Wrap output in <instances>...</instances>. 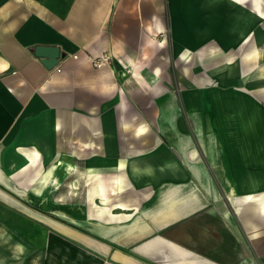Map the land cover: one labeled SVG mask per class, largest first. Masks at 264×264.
Returning a JSON list of instances; mask_svg holds the SVG:
<instances>
[{"label":"crops","instance_id":"1","mask_svg":"<svg viewBox=\"0 0 264 264\" xmlns=\"http://www.w3.org/2000/svg\"><path fill=\"white\" fill-rule=\"evenodd\" d=\"M263 18L264 0H0V264H264ZM165 27L192 89L152 91L158 46L136 62Z\"/></svg>","mask_w":264,"mask_h":264},{"label":"rangeland","instance_id":"2","mask_svg":"<svg viewBox=\"0 0 264 264\" xmlns=\"http://www.w3.org/2000/svg\"><path fill=\"white\" fill-rule=\"evenodd\" d=\"M254 1V6H256V2L257 0H253ZM261 3V2H260ZM167 5V2L164 1L163 2V9H165V6ZM174 3H172V7H173ZM261 9H263V4L261 3ZM173 11V10H172ZM264 22V18L262 20ZM210 22H214V21H210ZM170 32L166 27L162 30H157L156 32L155 31H152L151 33H149L147 35V41L152 43L151 47H152V50L151 51H146V52H143V54H141L140 58L137 57V61L138 62V65H142L141 67V71L144 73L145 71H148L149 68H152L153 67V64L150 63V55H154L155 52L156 54L162 56V62H168L169 63V77H166L165 75V70L161 69V72L159 74V77H160V81H159V84L157 86V89H152V91H167V90H186V89H192V86L189 85V84H185L182 80H181V77H180V74L179 72L177 71L176 69V65H175V62L173 61V64L170 63V52H169V48L171 46V39H170ZM157 47V50L155 51L154 47ZM258 49V52L260 53V55L257 56L258 58V62L255 64V66H253V72H250L248 74V76H255L259 70H261L262 68H264V42L260 43V45L257 47ZM155 51V52H154ZM167 56V58H165ZM166 62V63H167ZM145 65V66H144ZM161 67V66H160ZM211 69L213 68V65H211L210 67ZM131 73V72H130ZM162 76V78H161ZM126 84V92L128 95H130L131 97H134V98H138L137 100H139L142 96L146 95L145 92L147 90V88H144L139 82H137V80L132 77L130 75V79L126 80L125 82ZM214 87H218V84L216 83H210V84H207L206 85V88L207 89H214ZM262 87V90L264 92V86H260ZM140 97V98H139ZM264 103V102H263ZM190 121V120H189ZM194 124H193V121H190V124H189V130H188V133L191 135V136H195L197 134V131L194 130ZM214 131L211 130V134L212 136L213 135H216L213 133ZM206 134H208V136H205ZM203 135L210 140V138H212L210 136V133L208 131H204L203 132ZM207 154V157H205L207 160L205 162V169L207 171H211V172H214V166H213V163L209 161V159L211 158V156L209 155V153H206ZM210 156V157H209ZM249 167L253 168V169H258V165L256 162H252L249 164ZM194 182V180H192ZM214 184L216 187L220 188L221 191L223 193L226 192V185H225V182L223 179H221L220 177L216 178L215 180H213ZM198 186V184H196ZM80 197V196H79ZM207 199H209L207 197ZM222 201L224 203V209L221 214L223 216V218H225V220H229L230 218L231 219H234L236 218V214H235V210L233 211L232 208H231V205L229 204V201H228V198L224 195H222ZM239 213V211L237 212V214ZM239 217V216H238ZM68 223V222H67ZM238 224L240 225V220H238ZM79 228V227H78ZM80 229V228H79ZM68 240H71L69 237H66ZM117 246V244H115ZM241 246V249L244 250L245 247H246V243H241L239 244ZM81 248H84V246L82 245H79ZM16 247L21 250H25L27 252H30L34 249H29L28 248V245L24 242H18L16 243ZM43 249V248H41ZM47 249V247L45 248ZM58 253V252H56ZM34 257V254H31V257H30V262L29 264H35L37 263V259H33ZM33 260V261H32ZM20 259H16L14 258L12 260L13 264H16L17 262H19ZM107 261H111V260H106L104 261V263L106 264Z\"/></svg>","mask_w":264,"mask_h":264},{"label":"water","instance_id":"3","mask_svg":"<svg viewBox=\"0 0 264 264\" xmlns=\"http://www.w3.org/2000/svg\"><path fill=\"white\" fill-rule=\"evenodd\" d=\"M36 54L42 57L43 62L47 66L53 67L60 60L61 51L57 46H38L36 48Z\"/></svg>","mask_w":264,"mask_h":264},{"label":"built area","instance_id":"4","mask_svg":"<svg viewBox=\"0 0 264 264\" xmlns=\"http://www.w3.org/2000/svg\"><path fill=\"white\" fill-rule=\"evenodd\" d=\"M75 56L77 57L78 55L75 54ZM88 59L92 60L94 65H101L103 63H108L109 62V56L107 54H103V55H99V56H94L92 54H88ZM58 71L61 70V67H57Z\"/></svg>","mask_w":264,"mask_h":264},{"label":"bare ground","instance_id":"5","mask_svg":"<svg viewBox=\"0 0 264 264\" xmlns=\"http://www.w3.org/2000/svg\"><path fill=\"white\" fill-rule=\"evenodd\" d=\"M208 1V0H207ZM211 3H214V2H218L219 0H210ZM236 17L235 20H234V23H239L241 21H244V22H247L248 21V16L247 15H239V14H236ZM233 23V24H234ZM245 24V23H244ZM248 26V25H247ZM124 72V70H123ZM16 151V150H15ZM17 152V151H16ZM19 162V160H15L14 161V166ZM66 213V212H65ZM84 223V222H83Z\"/></svg>","mask_w":264,"mask_h":264}]
</instances>
